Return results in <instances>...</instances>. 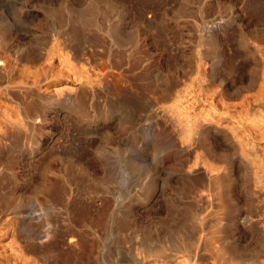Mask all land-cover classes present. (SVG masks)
<instances>
[{
  "label": "rangeland",
  "instance_id": "374dc122",
  "mask_svg": "<svg viewBox=\"0 0 264 264\" xmlns=\"http://www.w3.org/2000/svg\"><path fill=\"white\" fill-rule=\"evenodd\" d=\"M0 29L30 61L0 49V264H264V0H0Z\"/></svg>",
  "mask_w": 264,
  "mask_h": 264
},
{
  "label": "bare ground",
  "instance_id": "6f19581e",
  "mask_svg": "<svg viewBox=\"0 0 264 264\" xmlns=\"http://www.w3.org/2000/svg\"><path fill=\"white\" fill-rule=\"evenodd\" d=\"M0 49H2L5 53H7V52H9L10 53V56L14 59V60H18V61H20V62H30L29 61V56H22V55H19V56H16V52H14V48H12V46H11V44H10V42H9V40H8V37H7V35L3 32V30L2 29H0ZM3 55V53L2 54H0V60L2 59V58H4L5 56H2ZM7 59V58H6ZM9 61V60H8ZM11 61V60H10ZM1 74V73H0ZM1 82V81H0ZM60 94H62V93H60ZM66 94H69V93H66ZM246 100V99H245ZM213 103V102H212ZM35 108H34V106L33 105H22L21 106V111H22V113L25 115V118H26V120H27V123L28 124H33L34 123V120L36 119L35 117H34V114H35V112L33 111ZM39 117V116H38ZM217 128V127H216ZM210 185L212 184V188H214L215 189V185H216V183H217V179L215 178V179H213V180H211L210 182ZM228 193V192H227ZM81 217V216H80ZM83 217V216H82ZM232 220V219H231ZM74 233V232H73ZM69 237V236H68ZM212 238V237H211ZM41 239V238H40ZM186 239H188V238H186ZM54 240V239H53ZM189 241H190V239H188ZM188 240H186V241H184V239H183V243H181L180 244V246H179V248H178V251H180L181 253L183 252V254H185L187 257H189V258H194V253H192V251H191V247H190V245H191V242H189ZM209 240V239H208ZM37 241H38V239H37ZM37 241H35V243L37 242ZM47 241V240H46ZM71 241V240H70ZM19 242V241H18ZM33 242V241H32ZM31 242V243H32ZM39 242V241H38ZM210 241H208V243H209ZM50 243V242H49ZM54 243V242H53ZM212 243V242H211ZM21 244V243H20ZM38 245H39V243H37ZM193 244V243H192ZM205 244H207V243H205ZM30 245H32V244H30ZM149 245V244H148ZM204 245V244H203ZM209 245V244H208ZM222 245V244H221ZM22 246V245H21ZM33 246V245H32ZM31 246V248H33ZM34 246H36V245H34ZM202 246V245H201ZM207 246V245H206ZM210 246V245H209ZM48 247V246H47ZM204 247V246H203ZM30 248V247H29ZM30 248V249H31ZM36 248V247H35ZM34 248V249H35ZM207 248V247H206ZM19 249V248H18ZM26 250V249H25ZM40 250V249H39ZM153 250V249H152ZM209 250V249H208ZM223 250V248L221 249V251ZM29 251V250H28ZM68 251V250H67ZM212 254H213V252H211ZM214 253H216L217 254V251L216 252H214ZM59 254V253H58ZM69 254V253H68ZM193 254V255H192ZM214 255V254H213ZM220 255V254H219ZM165 256V255H164ZM215 256V255H214ZM82 257V256H81ZM222 256L220 255V258H221ZM66 258V257H65ZM228 258V257H227ZM213 259V258H212ZM251 259V258H250ZM44 260V259H43ZM46 260H47V258H46ZM62 260V259H61ZM84 260V259H83ZM63 261V260H62ZM66 261V260H65ZM193 261V260H192ZM222 261V260H221ZM221 261H220V263H221ZM224 261V260H223ZM68 262V261H67ZM71 262V261H70ZM60 263V262H59ZM66 263V262H65ZM224 263V262H223ZM231 263V262H230Z\"/></svg>",
  "mask_w": 264,
  "mask_h": 264
}]
</instances>
